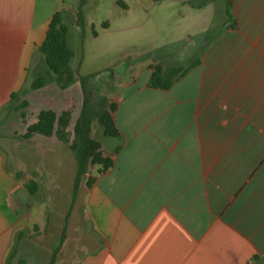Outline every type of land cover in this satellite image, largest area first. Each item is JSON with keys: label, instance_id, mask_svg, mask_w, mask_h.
Returning a JSON list of instances; mask_svg holds the SVG:
<instances>
[{"label": "crops", "instance_id": "1", "mask_svg": "<svg viewBox=\"0 0 264 264\" xmlns=\"http://www.w3.org/2000/svg\"><path fill=\"white\" fill-rule=\"evenodd\" d=\"M228 1L223 23L231 13L234 22L213 40L128 67L103 94L120 131L100 140L109 169L94 165L76 189V157L62 161L59 146L69 145L55 135L16 138L50 144L19 163L0 146V264H264V0ZM50 19L38 0H0V127L15 110L12 93L31 84ZM157 63L184 70L169 89L149 86ZM70 87L22 95L32 117L25 112L21 134L44 109L34 94L72 112ZM65 162L76 170L68 207L50 221L51 193L62 189L55 169Z\"/></svg>", "mask_w": 264, "mask_h": 264}, {"label": "rangeland", "instance_id": "2", "mask_svg": "<svg viewBox=\"0 0 264 264\" xmlns=\"http://www.w3.org/2000/svg\"><path fill=\"white\" fill-rule=\"evenodd\" d=\"M225 2L228 9L227 4L230 2L228 0H162L158 2L154 0H86L83 7L86 20L83 37L82 30L77 24L81 0H38L39 15L44 17L45 21L57 11L63 13L64 23L68 27V42L75 52L70 64L78 75L85 78L86 88L91 92L92 136L97 141L102 139V142L107 145L108 141L114 139L104 134L98 120L101 109L107 108L109 104L108 99L103 96L107 89L111 88L118 78L125 76L128 67L137 71L140 65L155 54L159 55L164 51L177 53L179 50L190 49L203 40L205 42L213 40L234 22V16L231 13L227 14L226 23H223ZM232 10L233 7L230 11ZM105 22L108 23V27L103 26ZM94 29L98 32L97 36L93 34ZM146 74L147 71L143 70L139 80L142 81ZM46 93L40 95L38 92L32 96L33 102H36L35 107L55 108V105L49 104L50 100ZM83 95V87L79 80L64 92L63 97H71L74 100L71 109L72 114L74 113L77 118L82 110ZM23 111L31 113L30 109L25 108ZM5 116L0 127V146L7 154L13 155L14 162L19 163L25 156L28 157L35 146L39 147L41 153H45L41 145L50 147L49 143L38 140L28 143L17 141V139L25 140L21 132L27 125L21 110L12 109L6 112ZM28 117L30 119L32 115ZM75 122L71 119L69 126L72 132L71 137H73ZM8 135L15 136L10 144L3 138ZM54 135L56 139H59L56 134ZM39 137L35 139H50L41 134ZM59 147L62 161L70 151L73 153L65 144ZM67 162L64 164L66 169L63 170L65 166L62 167L60 173L59 169H55L56 175L62 180V189H56L51 193L52 198L48 203L47 213V219L50 221L51 219L56 221V212L64 209L66 205L68 207L65 188L68 187V177L72 173L74 177L76 170L73 172L71 169L73 165H66ZM92 167L94 165L90 164L89 170ZM83 179L86 182L87 175L83 176Z\"/></svg>", "mask_w": 264, "mask_h": 264}, {"label": "trees", "instance_id": "3", "mask_svg": "<svg viewBox=\"0 0 264 264\" xmlns=\"http://www.w3.org/2000/svg\"><path fill=\"white\" fill-rule=\"evenodd\" d=\"M154 1L158 2L162 0ZM85 3L86 0H81L77 15V24L82 30L83 37L86 29L83 11ZM103 26L108 27V23L105 22ZM93 34L97 36L98 32L94 29ZM37 50L38 53L35 55L34 62L29 68V80H31V84L24 91L13 92L12 103L14 104V109L21 110L22 117H24L25 112L23 110L29 103L27 100L20 102L22 95L52 83H56L60 88L65 89L78 80L81 82L84 100L81 113L73 127V137H71L72 132L69 130L72 112L63 110L61 113H57L52 109L41 110L37 121L28 125L27 131L22 135L23 138L29 139L34 134L45 136L56 134L60 141L68 144L77 159L78 171L75 181V188L77 189L81 178L87 175L90 164L100 165L99 171H105L113 165L114 161L110 156L104 155L102 143L92 136L91 92L86 88L85 78L78 75L70 64L75 52L68 42V27L64 23L61 11H57L52 15L46 38ZM151 69L149 86L162 89H169L173 82L184 72L180 67L166 68L160 63L151 65ZM116 108L115 103H109L108 107L102 108L98 115L99 123L106 136L117 137L120 135L113 115ZM37 187L38 185L35 181H31L28 184V188L32 193L37 191ZM53 262L54 260L52 259L50 264H53Z\"/></svg>", "mask_w": 264, "mask_h": 264}]
</instances>
